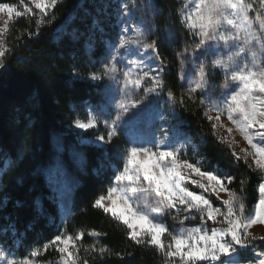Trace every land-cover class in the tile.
Masks as SVG:
<instances>
[{"label":"snow or ice","instance_id":"6c2138e0","mask_svg":"<svg viewBox=\"0 0 264 264\" xmlns=\"http://www.w3.org/2000/svg\"><path fill=\"white\" fill-rule=\"evenodd\" d=\"M19 3L22 10L17 4L0 2V14L6 16H0V69L6 67L13 52L7 37L14 18L27 17L35 23L34 31L18 29L15 39L37 36L42 27L56 19L64 0H30L34 8L24 0ZM120 7L123 15H129L128 3ZM177 15L192 38L191 45L186 43L183 51L176 53L183 82L179 95L166 86L163 74L167 63L157 40L149 39L155 34V24L145 27L126 21L117 42L110 46L108 61L99 70L87 73L92 80L107 79L118 86L119 95L109 101L115 115L108 106L89 108L86 119L73 121L75 127L96 129L93 142L104 145L112 144L122 134L128 140L124 150L117 153L118 166L113 169L111 182L92 207L123 226L133 244L155 249L161 264H264V251H257L255 244L264 241V235L251 231L254 226H264V0H180ZM167 39L169 44L175 42L174 33L169 31ZM188 64L193 66L192 71L186 70ZM217 72L222 77L219 85L215 82ZM74 75L82 73L74 70ZM161 95L167 96L173 112L177 105L202 109L211 134L226 146L231 162L237 167L242 162L257 173L258 199L250 212L245 202V177L239 181V190L230 188L236 177L219 164L208 168L205 165L210 162L203 157L194 162L187 158L189 146L197 152L187 136L169 138L163 128L159 138L136 131L140 113L147 107L145 102ZM159 119L165 116L161 114ZM100 125L105 132H99ZM234 133L247 147L240 146ZM167 217L175 222L171 227ZM197 217L199 224L185 225V221ZM85 235L84 229L75 233L65 229L22 257L0 245V264H47L38 258L50 248L58 253L57 264H89L80 255L82 248L101 258L111 255L107 245L97 247L98 239L85 246ZM87 235L99 238L107 233L91 230ZM242 252H251L252 257L245 259Z\"/></svg>","mask_w":264,"mask_h":264},{"label":"trees","instance_id":"16d2710c","mask_svg":"<svg viewBox=\"0 0 264 264\" xmlns=\"http://www.w3.org/2000/svg\"><path fill=\"white\" fill-rule=\"evenodd\" d=\"M151 2L156 28L150 37L157 40L167 63L163 74L166 86L179 95L182 81L176 53L183 51L186 43L191 45L192 38L179 22L180 0ZM112 8L113 3L107 0H64L56 19L42 27L39 35H24L19 40L15 39L17 30L34 31V20L14 18L10 25L7 40L9 47L14 46L13 52L6 67L0 69V243L20 257L65 229L71 233L84 229L85 246L98 239L97 247L107 245L111 249V255L101 258L82 248L80 255L89 264H161L155 249L136 246L126 238L123 226L92 207L94 199L111 182L113 169L118 166L117 153L124 150L127 138L121 135L106 147L84 145L73 156L69 152L77 141L72 126L78 111L97 101L101 94L99 84L86 76L91 72L92 60L103 55L107 38L115 33ZM169 31L175 35L171 44ZM74 70L82 76L74 75ZM171 117L179 133L197 146L195 153L189 146L187 158L194 162L203 157L210 162L205 165L208 168L219 164L236 177L230 188L239 190L240 179L246 178L244 194L250 212L258 199L257 173L242 162L238 167L231 162L228 149L211 134L210 124L197 105H177ZM58 142L62 151L57 148ZM57 158L72 181L71 214L65 219L48 178ZM166 223L171 227L175 222L167 217ZM91 230L107 235L92 238L87 235ZM255 244L258 250H264V241ZM57 258L58 253L50 248L38 259L53 263Z\"/></svg>","mask_w":264,"mask_h":264},{"label":"rangeland","instance_id":"374dc122","mask_svg":"<svg viewBox=\"0 0 264 264\" xmlns=\"http://www.w3.org/2000/svg\"><path fill=\"white\" fill-rule=\"evenodd\" d=\"M108 2L113 3V8L111 10V15L113 19V25L116 28L115 33L112 34L110 37L106 40L105 45V52L103 55L100 56L98 60H92V68L91 71H97L100 69L102 63H106L108 61L110 52H111V45H114L117 42L118 35L121 33V28L124 25L126 21H130L134 24H142L143 26L147 27L149 24L153 23V7L149 9H145L144 6L147 4H151V0H107ZM3 2V1H0ZM25 3H28L30 7H33L30 4V0H24ZM122 3H128L129 7L131 9L129 15L125 16L123 15V9L120 7ZM133 3L136 5L135 8L132 7ZM17 4L20 10H22V5H20L19 0H15V3ZM0 16H4V14H0ZM4 19H6V16H4ZM0 26H3V19H0ZM129 34H131V29ZM151 36V35H150ZM149 36V39H152ZM88 48H92V46H89ZM121 53L124 52V49L120 50ZM158 63V62H157ZM157 65L154 64L153 67H156ZM193 66L191 64H188L186 66V70L192 71ZM87 79L91 80L94 83L99 84L101 94L99 96V99L92 103H87L83 107L81 111H78L77 118L80 119H86L87 118V110L89 108H97L99 106H108V111L112 114V116L115 115V108L109 104L110 98L115 97L119 95L118 92V86L113 84L111 81L105 79L102 81H95L90 79L88 75L86 76ZM215 82L217 85H219L222 82V77L219 72L216 73L215 76ZM183 83V82H182ZM219 87L217 88V91H219ZM147 107L144 108L143 111H141L139 116V123L136 125V131L142 135V136H151L152 138H159L161 135V129H165L168 137L172 138L174 136H182V134L179 133L176 126H174L173 119L171 117L172 109L170 108L168 102L164 98L163 95L160 97H149V100L145 102ZM143 107V106H142ZM163 114L165 116L164 120L159 119V116ZM225 122L226 118H225ZM72 132L76 135V145L69 148V152L73 156L75 153L79 154V148H81L84 145H94L97 147H106L107 145H104L99 142H93L94 137L98 134L96 129H89L87 131L78 129L73 124L72 126ZM99 132L103 133L105 132L104 126L100 125ZM88 133V136H84L83 134ZM127 138L126 135L122 134ZM236 140L239 142L241 147H247L246 142L243 141L242 137L239 136L238 133H234ZM57 148L59 151L63 150V146L60 142L57 144ZM239 151V149H237ZM49 182L53 186L59 203V209L61 212V216L65 219L66 216L69 213L70 205H71V190H72V181L71 178L64 168V165L62 164L60 159H56L55 163L49 170L48 174ZM195 186H193L194 188ZM214 203H217L215 197H210ZM222 198L226 199V195L222 194ZM200 223L199 217L195 220H188L185 221L186 226H194ZM211 222H209V227H211ZM219 227V225H216ZM255 235L260 236L264 235V226L257 225L254 226L251 230ZM260 240H257L255 242H258ZM0 245H2L0 243ZM257 251H264V250H258ZM242 256L245 259H250L252 257L251 252H242ZM222 259H224L222 257ZM47 264H57V262L53 263H47Z\"/></svg>","mask_w":264,"mask_h":264}]
</instances>
